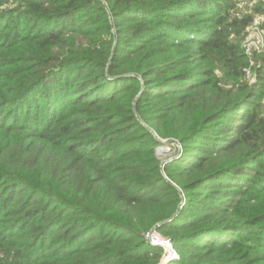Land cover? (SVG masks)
<instances>
[{"label": "trees", "instance_id": "16d2710c", "mask_svg": "<svg viewBox=\"0 0 264 264\" xmlns=\"http://www.w3.org/2000/svg\"><path fill=\"white\" fill-rule=\"evenodd\" d=\"M253 13L0 0V264H159L152 229L167 264H264V52L241 48ZM157 139L180 148L164 164Z\"/></svg>", "mask_w": 264, "mask_h": 264}, {"label": "built area", "instance_id": "2783aa9c", "mask_svg": "<svg viewBox=\"0 0 264 264\" xmlns=\"http://www.w3.org/2000/svg\"><path fill=\"white\" fill-rule=\"evenodd\" d=\"M236 6L238 9L245 10L248 14H251L254 12V9L260 8V12L253 13L251 22L247 26L244 32V38L241 41V48L243 52L251 59L255 54H261L264 52V0H248V3L245 6V0H235ZM252 67V64H251ZM245 76L244 78L246 80H249L248 82H253L251 69L246 68L245 69ZM176 143V142H175ZM176 146L179 148V145L176 144ZM155 237H158L162 239L166 244L169 246L168 253L160 260L159 264H167L168 262L174 260L177 258V255L170 252V248H173L171 246V243L169 240L164 239L160 237L155 229H152L148 233L145 234V240L153 247H159L163 250V248L157 244ZM164 251V250H163Z\"/></svg>", "mask_w": 264, "mask_h": 264}, {"label": "rangeland", "instance_id": "374dc122", "mask_svg": "<svg viewBox=\"0 0 264 264\" xmlns=\"http://www.w3.org/2000/svg\"><path fill=\"white\" fill-rule=\"evenodd\" d=\"M247 3L248 0H245V6ZM158 141L160 143V146L156 148V156L162 164L166 163L178 154V147L176 146L177 143L173 141L167 142L165 140ZM165 255L166 254L164 253V256Z\"/></svg>", "mask_w": 264, "mask_h": 264}, {"label": "bare ground", "instance_id": "6f19581e", "mask_svg": "<svg viewBox=\"0 0 264 264\" xmlns=\"http://www.w3.org/2000/svg\"><path fill=\"white\" fill-rule=\"evenodd\" d=\"M155 240H156L157 244L160 245L163 248L164 253L167 254L168 251H169L168 244H166L162 239H160L158 237H155Z\"/></svg>", "mask_w": 264, "mask_h": 264}, {"label": "water", "instance_id": "95a60500", "mask_svg": "<svg viewBox=\"0 0 264 264\" xmlns=\"http://www.w3.org/2000/svg\"><path fill=\"white\" fill-rule=\"evenodd\" d=\"M170 141H172V140H167V142H170ZM170 252H171V253H174V254L176 255V253H175V251H174L173 248H170ZM161 264H162V263H161Z\"/></svg>", "mask_w": 264, "mask_h": 264}]
</instances>
